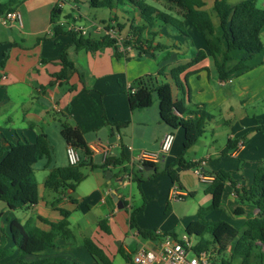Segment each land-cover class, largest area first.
I'll use <instances>...</instances> for the list:
<instances>
[{"label":"crops","instance_id":"1","mask_svg":"<svg viewBox=\"0 0 264 264\" xmlns=\"http://www.w3.org/2000/svg\"><path fill=\"white\" fill-rule=\"evenodd\" d=\"M12 1L0 0V6ZM14 1L15 11L21 16V27L15 24L4 26L1 18L8 13L0 16V62L5 57L0 66V74L4 73L7 77L5 81H0L1 147L18 142L33 144L37 135H46L51 147V160L48 162L43 159L46 161L43 169L49 173L54 168L68 166L67 146L60 135L62 124L81 132L91 154L92 165L95 166L102 165L104 161L98 146L107 147L112 158H119L123 150L129 161L139 151L157 152L163 137L172 134L174 140L170 151L154 164L162 165L158 171L162 172L182 152L183 131L173 130L160 121L155 98L152 106L147 109L130 110L128 92L135 90L136 81H144L148 76V86H153V82L167 83L171 88L173 102H179L183 109L192 113L203 110L210 116L202 136L186 153L185 160L199 162L198 167L206 177H212L219 171L228 173L231 181L225 185L222 205L225 200L227 206H234L233 211L240 206L236 192L247 190L250 182L243 179L246 165L264 160V31L260 34L263 50L248 62L246 70L222 82L213 59L205 53L201 61L179 75L182 92L174 85L170 73L176 67L189 63L199 52H204V39L187 22H182L186 33L184 37L174 28L162 26L149 17L147 19L150 22L145 23L137 5L156 9L182 21L178 11L164 0H112L111 8H99L107 12L106 18L99 21L94 15L91 17L95 9L89 6V0H63L62 4H59V0ZM200 1L203 4L201 9L211 18L216 36L222 37L219 20L213 12L216 0ZM224 1L234 7L245 0ZM254 1L258 8L264 9V0ZM58 6L59 17L69 20L76 17L80 25L88 27L84 37L99 39L104 34L96 32L92 25H110L116 31L114 39L117 41L119 57L114 56L111 48L97 52L76 51L70 35L65 32L55 35L50 16ZM186 26L191 30L186 29ZM126 40L131 44L123 48L121 43ZM136 40L138 43L134 44ZM221 46L224 47L223 42ZM62 49H65L67 59L73 63L75 72L68 81L60 82L55 80V76L61 70L59 53ZM231 56L238 60L244 54L235 51ZM121 124L126 126L117 129V125ZM229 142L237 143L235 150L225 156L221 155ZM240 142L243 144L241 148L238 147ZM77 152L82 159V153ZM133 167L139 173L148 172L143 170V166L134 164ZM108 169L111 173L88 168L85 180L73 192H60L57 195L52 192L55 195L52 199L50 196L44 199L38 186L37 203L25 210L11 211L6 203L0 201V234L7 233L9 222L13 220L48 230V226L41 223L39 218L57 222L61 218L56 208L70 211L71 217L84 205L85 219L79 223L80 231L76 234L79 233L82 242L90 238L113 261L118 255L114 242L120 235L131 233V236L139 239L136 231L128 225L131 209L143 207L135 217L140 229L156 230L159 234L174 232L169 231L177 215L174 206L171 210V203L177 202L171 200L172 192L177 189L185 195L196 194V190L189 189L185 180L186 173L194 176L193 169L177 170L180 189L165 175L153 180L132 176L133 180L138 178L142 181L141 190L137 187L141 201L134 206L131 199L121 192L133 181H127V173H121V167L109 166ZM88 181L89 189L85 193H78L77 199H72L70 194ZM113 181L117 185L112 184ZM202 185L204 193L208 185ZM112 196L126 206L118 209ZM207 197L209 206L211 200ZM68 205L70 209L65 208ZM168 205L171 212L165 215ZM200 208L204 207L197 208L195 216ZM101 209L106 212L103 219H87L93 211ZM100 220L106 221L109 235L99 230ZM91 224L96 225V231L87 235V225ZM185 229L186 226L181 234L174 232L177 238L185 235ZM75 241L76 235L73 232L69 241L57 239L55 247L41 254L40 258H59L62 250H76L79 251L77 257L83 262L95 264L85 250L76 247ZM149 243L141 240L140 246ZM14 256H17L16 252ZM24 260L33 261V258Z\"/></svg>","mask_w":264,"mask_h":264},{"label":"trees","instance_id":"2","mask_svg":"<svg viewBox=\"0 0 264 264\" xmlns=\"http://www.w3.org/2000/svg\"><path fill=\"white\" fill-rule=\"evenodd\" d=\"M112 2V0H89V6L92 9L111 8ZM164 2L178 11L182 21L156 9L137 5L143 21L149 23L150 21L147 19L149 17L162 26L174 28L183 37L186 36V33L182 27V22H187L204 39L205 51L199 52L189 63L176 67L170 73L174 85L182 92L183 86L179 80V75L201 61L205 53L213 59L218 77L220 81L224 82L233 75L246 70L248 62L263 50L260 34L264 31V9L258 8L254 0H245L234 7H230L224 0L215 1L213 12L219 20L222 37L216 36V29L209 14L201 9L203 4L200 0H164ZM15 4L16 2L13 0L6 5H1L0 16L15 11ZM59 14V8H54L51 12L50 23L53 32L55 35L64 32L70 35L72 37V45H74L76 51L97 52L111 48L114 56L119 57L117 41L114 38L104 35L99 39H91L89 36L84 37L67 33L63 28L55 26ZM222 42L224 47L221 46ZM135 43L137 44L138 40L134 41ZM121 44L123 48H127L131 43L126 40ZM235 51L242 52L244 56L235 60L231 56V53ZM4 59L0 62V66L3 65ZM59 61L61 70L55 76V80L60 82L68 81L69 77L75 72V68L73 63L67 59L65 49L60 51ZM146 80L149 81L150 77H145L144 81H136L134 83V92H128L130 110L147 109L152 106L155 98L158 102L160 121L173 130L181 129L183 131V144L180 155L169 163L165 170L162 172L156 171L148 180L165 175L180 189L177 170L188 171L199 166V162H187L185 155L202 136L205 124L211 118L203 110L192 113L183 109L179 102H173L171 88L167 83L157 84L153 82V86L152 84L148 86ZM124 126L126 124L117 125V129ZM60 135L66 146L80 151L83 158H80L77 166L50 170L43 182L44 189L56 195L60 192H73L77 185L86 178V173L82 172L85 167L92 171L99 169L110 173L109 166L121 167V173H127L129 161L123 150L119 158L108 157L102 165L95 166L92 165L91 154L81 132L77 128L62 124ZM236 144L231 142L226 144L221 155L225 156L231 153L235 150ZM43 159L48 162L51 160V147L44 134L37 135L33 144L18 142L7 147L0 146V201L6 203L11 211L25 210L37 203L38 185L34 166ZM146 166H151L156 170V166L153 164L143 165V167ZM212 177V182L206 187L204 192L210 197V205L207 208L198 210L196 215L198 221L192 222L186 227L185 235L191 238L209 237L206 241H198L195 247L196 250H213L214 255H217V257L228 251L230 254L229 259L220 258V264H232L234 259H239V264H251L255 250H258L260 258H263L264 161L256 169L249 188L242 192H236L240 206L235 209V216H243L245 213L244 207L257 211L253 216L248 215L239 229L223 221H205V217L208 214L221 209L225 185L228 181H231L230 175L223 171L216 172ZM132 181L136 182L138 189L141 190L142 181L138 178H134V180L132 178ZM189 195L192 196V194ZM71 203L75 204V202ZM123 205L126 206L125 203ZM142 208L131 209L128 220L129 228L136 231V236L140 240L157 242L166 236L177 238L174 232L159 234L156 230L140 229L136 224L135 217ZM169 210L170 206L168 205L165 213ZM56 211L61 218L57 222L39 218L41 223L48 226V230L32 226L31 223L21 224L18 220L10 221L7 233L5 235L3 233L0 234V264H79L57 257L40 258L41 254L55 247L57 239L64 241L72 239V232L68 222L71 212L62 208H56ZM98 228L102 233L110 234V229L105 220L98 222ZM82 246L95 264H113L104 250L90 238H85ZM15 252L17 256H14ZM117 254L126 264H132L131 255L122 246L117 247ZM30 258H33V261L24 260Z\"/></svg>","mask_w":264,"mask_h":264},{"label":"rangeland","instance_id":"3","mask_svg":"<svg viewBox=\"0 0 264 264\" xmlns=\"http://www.w3.org/2000/svg\"><path fill=\"white\" fill-rule=\"evenodd\" d=\"M93 15H94L95 19L97 21H99V19H101V18H103V19L106 18L107 12L104 11L103 9H97V10L95 9V10H92L91 17H93ZM101 26L106 31L109 29L113 30L114 33L116 34V31L113 28H110V25H107V26L101 25ZM185 28L191 30L190 27L186 26ZM263 161L264 160H262L260 163H256V162L255 163H248V165H246L245 175L243 176V179L245 181L246 180L250 181L249 186L252 183L254 172L256 171V169L259 166H261L263 164ZM44 164H46V161L42 160L35 165V169H36L35 178H36L37 184L39 186L40 195H42V197L44 199H46L47 196H50V199H52L53 196H55V195L52 192L43 188V182H44V180L47 176V173H48V170L43 169ZM156 168H157V172H158L161 170L162 165H157ZM88 171L89 170L86 167L82 169L83 173H88ZM127 173L128 174L131 173L132 176H136L139 178L142 177V178H144V180L151 178L152 175L154 174L153 171L139 173L134 167L130 168L129 166H127ZM160 176H162V175H160ZM160 176H158V177H160ZM185 180H186L187 185H189V189H191V190L195 189L196 190L195 191L196 194L194 196L186 195V197L184 198L183 201H177V202L171 203V210L174 206V208L176 209L177 215H176V218H174L173 222H172L173 228H172V230H169V231H174L178 234L183 233L184 226L187 227L190 223L198 221V218L194 215L197 208H199V207L207 208L208 207V204L206 202L208 197H207V195H205L203 193L204 186L197 181V179L192 175V173H186ZM112 184L117 185V183L115 181H113ZM88 189H89V181L86 183H83L82 185H80V187L77 191H75L74 193H71L70 194L71 198L77 199L78 193H80V194L85 193ZM121 192L124 196L131 199V202H133L134 206L137 205V203L141 201L136 182H133L130 184V186L125 187L124 189L121 190ZM238 205H240L239 201H238ZM65 208L70 209V206L69 205L65 206ZM85 208L86 207L83 205L80 208V210L73 213L72 216L69 218V222L71 225L70 229L76 235L75 245H76V247H78V249H81V250H84L83 246H82V237H80L78 235L79 233L78 234H76V233L80 231L78 229L79 223L84 222ZM233 209H234V206L233 205L227 206L226 202L224 200L221 209L219 211L212 212L211 214L207 215L205 217V221H207V222L223 221V222H226L229 225L233 226L234 228L239 229L243 225L244 221L247 219L248 215L253 216L256 214V213H254L253 209L245 207L243 209H244V212H246V213H244L243 216H235ZM170 212L171 211L169 210L167 213L164 212V214L168 215V214H170ZM105 215H106V212L103 209H101V211L96 210V211H93L91 214H89L87 216V219L95 221L96 219H103L105 217ZM90 223H92V222H90ZM87 230H88V232L86 234L92 235L96 231V225L95 224L87 225ZM192 239H193V241L198 242V241H206L209 239V237L208 236H205L203 238L193 237ZM115 242H114V245L116 247L122 246L123 248L126 249L128 254H130L132 256V254L139 248L141 240L131 236V233H128L127 235H125V234L120 235V237H118ZM78 254H79V251H76V250H74V251L62 250L61 254L58 257L60 259H64L67 261H73V262H77L80 264H88L86 262H83L80 257H77ZM229 256H230V254L227 251L218 257L216 255L215 258L219 264L220 258H222L224 260H228ZM253 256L254 257L251 260V264H264V257L260 258L258 250L254 251ZM112 262H113V264H126L119 255H116ZM239 263H240L239 259H234V261L232 262V264H239Z\"/></svg>","mask_w":264,"mask_h":264},{"label":"built area","instance_id":"4","mask_svg":"<svg viewBox=\"0 0 264 264\" xmlns=\"http://www.w3.org/2000/svg\"><path fill=\"white\" fill-rule=\"evenodd\" d=\"M59 4H62L63 0H59ZM60 6H58L59 8ZM78 18L73 17L72 20H69L65 17H59L55 23V26L63 28L67 33L76 34L79 36H85L87 34V28L80 25L76 20ZM1 23L4 26L17 25L21 27L22 20L21 16L17 11L6 14L1 18ZM91 26V23H89ZM89 26V27H90ZM93 29L96 32L103 33L108 35L111 38H114V31L109 29L105 30L102 26L93 24ZM7 79L4 73L0 74V81H5ZM226 82V81H224ZM130 90V86L128 87ZM132 91L131 93H133ZM174 137L171 134H166L161 143L159 150L157 152L149 151H139L137 154L131 156L128 166L133 167L134 164H137L139 167H142L145 164H156L158 163L171 149ZM242 142L238 144V147H242ZM100 152L103 155L104 161L109 156V149L105 146H98ZM66 158L68 166L74 167L77 166L80 162V156L78 152L70 147H66ZM103 161V162H104ZM195 178L199 183L209 185L213 177H206L199 167L193 169ZM127 181H132V174L126 175ZM186 195L180 192L177 189H174L172 192L171 200L172 201H183ZM197 242L193 241L191 237L183 235L179 238H173L171 236H166L160 239L157 242L150 241L148 245L140 246L131 256L132 264H218L214 255L213 250H196ZM220 264V263H219Z\"/></svg>","mask_w":264,"mask_h":264},{"label":"water","instance_id":"5","mask_svg":"<svg viewBox=\"0 0 264 264\" xmlns=\"http://www.w3.org/2000/svg\"><path fill=\"white\" fill-rule=\"evenodd\" d=\"M143 170L155 172V168H153L151 166H146V167L143 168ZM112 198H113L114 202L116 203V206H117L118 209L121 210V209L124 208L123 204L121 203V201H118L117 197H113L112 196Z\"/></svg>","mask_w":264,"mask_h":264}]
</instances>
